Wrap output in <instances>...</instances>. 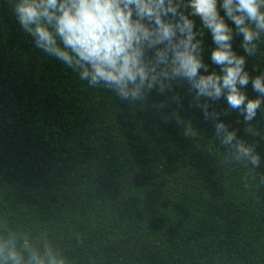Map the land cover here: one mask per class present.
I'll return each instance as SVG.
<instances>
[{
	"label": "trees",
	"instance_id": "16d2710c",
	"mask_svg": "<svg viewBox=\"0 0 264 264\" xmlns=\"http://www.w3.org/2000/svg\"><path fill=\"white\" fill-rule=\"evenodd\" d=\"M14 3L0 0V220L47 233L70 264H264V115L249 135L212 104L262 165L230 162L185 83L122 102L37 49ZM246 70L264 72V39Z\"/></svg>",
	"mask_w": 264,
	"mask_h": 264
},
{
	"label": "clouds",
	"instance_id": "9594fccd",
	"mask_svg": "<svg viewBox=\"0 0 264 264\" xmlns=\"http://www.w3.org/2000/svg\"><path fill=\"white\" fill-rule=\"evenodd\" d=\"M13 12L37 49L122 102L145 104L153 90L165 95L185 83L205 120L215 121V139L229 150L230 162L261 167L255 145L209 109L223 100L224 115L234 111L247 134H258L253 121L264 115V72L251 76L246 66L264 39V0H15ZM205 32L218 71L205 62ZM238 37L242 55L233 48ZM249 84L255 98L243 91ZM171 118L182 125L177 113ZM184 128L186 137L194 134ZM0 264L70 261L47 233L34 237L0 220Z\"/></svg>",
	"mask_w": 264,
	"mask_h": 264
}]
</instances>
